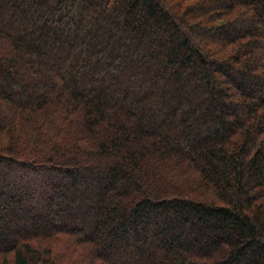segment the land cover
<instances>
[{"label":"trees","instance_id":"obj_1","mask_svg":"<svg viewBox=\"0 0 264 264\" xmlns=\"http://www.w3.org/2000/svg\"><path fill=\"white\" fill-rule=\"evenodd\" d=\"M0 264H264V0H0Z\"/></svg>","mask_w":264,"mask_h":264},{"label":"rangeland","instance_id":"obj_2","mask_svg":"<svg viewBox=\"0 0 264 264\" xmlns=\"http://www.w3.org/2000/svg\"><path fill=\"white\" fill-rule=\"evenodd\" d=\"M110 263V262H109Z\"/></svg>","mask_w":264,"mask_h":264}]
</instances>
